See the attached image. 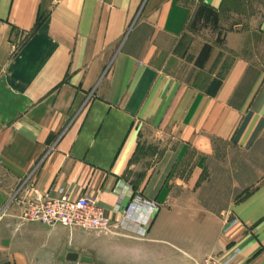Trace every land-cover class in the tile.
Listing matches in <instances>:
<instances>
[{"label":"crops","instance_id":"obj_1","mask_svg":"<svg viewBox=\"0 0 264 264\" xmlns=\"http://www.w3.org/2000/svg\"><path fill=\"white\" fill-rule=\"evenodd\" d=\"M203 4L218 22L197 29ZM228 8L0 0V264H264V179L211 205L221 148L264 137V21ZM31 186L88 195L115 227L22 222L16 199ZM135 194L159 209L125 212Z\"/></svg>","mask_w":264,"mask_h":264},{"label":"rangeland","instance_id":"obj_2","mask_svg":"<svg viewBox=\"0 0 264 264\" xmlns=\"http://www.w3.org/2000/svg\"><path fill=\"white\" fill-rule=\"evenodd\" d=\"M227 5L229 8L225 14L228 18H234V21L242 16L264 21V0H227ZM196 25L197 29L205 28L201 21ZM220 151L210 177L213 209L230 207L264 179V137L247 152L230 146H224Z\"/></svg>","mask_w":264,"mask_h":264},{"label":"built area","instance_id":"obj_3","mask_svg":"<svg viewBox=\"0 0 264 264\" xmlns=\"http://www.w3.org/2000/svg\"><path fill=\"white\" fill-rule=\"evenodd\" d=\"M31 186L26 193L18 197L20 207L18 218L22 222H41L47 225L61 224L69 228H82L108 232L114 224L107 216L105 209L94 198L88 195L71 199L66 195L51 197L48 194L31 195ZM134 207H147L159 209L160 204L156 199L141 194H135L129 200L125 212H130ZM192 264H226L224 260L209 256L202 260H195Z\"/></svg>","mask_w":264,"mask_h":264},{"label":"trees","instance_id":"obj_4","mask_svg":"<svg viewBox=\"0 0 264 264\" xmlns=\"http://www.w3.org/2000/svg\"><path fill=\"white\" fill-rule=\"evenodd\" d=\"M211 22L213 25H216L218 22V13L214 8H211L205 4L201 5L195 14V18L193 20V26H195L199 21ZM211 50V46L209 44H205L200 56L202 58H206L209 55Z\"/></svg>","mask_w":264,"mask_h":264}]
</instances>
